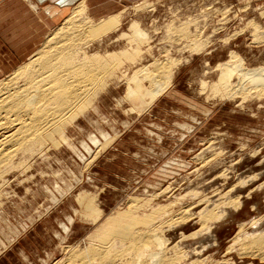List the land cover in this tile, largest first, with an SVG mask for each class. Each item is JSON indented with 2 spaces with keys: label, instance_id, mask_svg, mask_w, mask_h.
Returning a JSON list of instances; mask_svg holds the SVG:
<instances>
[{
  "label": "rangeland",
  "instance_id": "1",
  "mask_svg": "<svg viewBox=\"0 0 264 264\" xmlns=\"http://www.w3.org/2000/svg\"><path fill=\"white\" fill-rule=\"evenodd\" d=\"M75 1L36 49L80 0ZM85 2L94 19L121 11L118 27L96 38L95 46L107 43L108 51L132 46L135 41L120 34L136 18L146 40L119 63L132 68V76L140 65L173 61L172 84L150 102L147 81L141 87L135 78L123 81L119 69L116 82L112 76L68 129L64 144L52 146L46 159L36 157L28 172L22 171L25 166L15 169L10 176L15 180L0 185V264H61L71 249H82L155 210H165L159 220L170 237L167 243L195 248L193 258L206 264H264L233 242L242 221L244 234L264 228V94L214 92L223 71L234 78L236 61L249 68L264 66V0ZM223 62L228 65L221 71L217 65ZM128 84L148 106L127 97ZM236 200L241 201L238 208L231 204ZM219 202L225 212L217 218L213 204ZM201 209L215 213L205 226L194 213Z\"/></svg>",
  "mask_w": 264,
  "mask_h": 264
},
{
  "label": "bare ground",
  "instance_id": "2",
  "mask_svg": "<svg viewBox=\"0 0 264 264\" xmlns=\"http://www.w3.org/2000/svg\"><path fill=\"white\" fill-rule=\"evenodd\" d=\"M85 1L80 0L75 4L57 30L42 42V45L32 55L29 54L30 56L12 71L13 73L8 79L0 81V185H9L14 181L15 177L10 178V176L18 167L25 166L22 171L26 172L27 170L28 172L36 157L46 159V153L50 152L52 146L55 149L62 143L64 144L67 141L68 129L76 124L79 116L87 107L94 104L100 91L108 86L110 78L119 69L121 73L119 78H122L123 81L126 79L128 82L135 78L139 82L138 87L142 86L143 81H147L150 88L146 91L145 96H149L150 102L161 96L172 84V69L175 66L173 61L167 60L169 62L167 63L166 60H164L165 62L153 60L151 65L150 63L140 65L141 59L137 58V61L140 62L137 64L140 66L132 71L133 75L132 72L130 73L132 76L128 74L130 68L127 65V67H122L125 63H119L122 57H127L128 50L139 48L140 40H143L147 35L136 18L127 25V30L120 34L128 40L132 38L135 41L132 46H127L128 43L125 45L123 42L124 47H117L120 49L116 48L113 51H108L107 43L104 46L102 43L95 46L94 42L99 41L96 38L111 31L116 25L118 27L120 21L117 16L121 14V11L109 17L94 19L89 13V6ZM53 27L52 29H54ZM116 42L115 44H117ZM148 47L150 46L148 45ZM195 49L200 48L195 46ZM137 55L136 57H138ZM143 56H141L142 59H144ZM231 57H236V54L232 52ZM133 60L135 61V59L130 61ZM227 62L219 63L218 69L224 70L228 65ZM131 63L133 64V62ZM234 69L233 79L227 77L223 71L219 82L214 87V92L220 91L221 94L231 97L234 94H241L244 97L248 94L256 96L264 94V66L249 68L243 66L238 60L235 62ZM117 79L115 78V82ZM126 87L127 97L138 98L142 100L140 101L141 105H149L142 98L136 97L137 89L130 93V85L128 84ZM83 148L88 149L86 144L83 145ZM2 189L0 188V195L3 192ZM197 201L199 202V200ZM207 201L209 202L208 199ZM147 203L151 205V202ZM87 204L92 207L89 201ZM221 204L223 203L219 202L220 206L213 204L214 208L212 207L218 211L217 218H220L225 212L221 208ZM231 204L238 208L241 201H232ZM231 204H226V206ZM153 206H150L151 209ZM191 206L193 208V205ZM158 207L163 208L164 206ZM163 212L155 210V212L143 214L140 219L131 218L122 229L110 234H101L96 238V241H90L82 249H71L61 264H206L203 259L193 258L195 248L181 249V245L178 246L177 243L173 242L172 245L167 243L170 241L168 240L170 237H166V232L163 231L166 226H161L163 222H160L164 220L165 212ZM194 213L201 220L202 226H205L207 221L215 216V213L207 209H201ZM140 222H145V224L141 225ZM244 224L243 221L240 223L233 242H237L239 249L245 255L264 260V228L244 234L241 233ZM251 224L259 226L260 222L252 220ZM166 225L169 224L166 223ZM198 233L199 230L185 235L186 237H195ZM200 250H198L199 253ZM198 252L196 251V253ZM191 258L193 259L191 260Z\"/></svg>",
  "mask_w": 264,
  "mask_h": 264
},
{
  "label": "crops",
  "instance_id": "3",
  "mask_svg": "<svg viewBox=\"0 0 264 264\" xmlns=\"http://www.w3.org/2000/svg\"><path fill=\"white\" fill-rule=\"evenodd\" d=\"M73 1L0 0V76L33 54Z\"/></svg>",
  "mask_w": 264,
  "mask_h": 264
}]
</instances>
